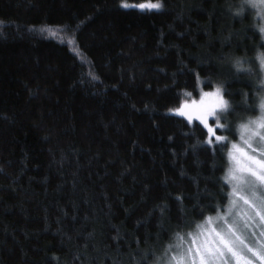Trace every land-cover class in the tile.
I'll use <instances>...</instances> for the list:
<instances>
[{
  "label": "trees",
  "instance_id": "1",
  "mask_svg": "<svg viewBox=\"0 0 264 264\" xmlns=\"http://www.w3.org/2000/svg\"><path fill=\"white\" fill-rule=\"evenodd\" d=\"M159 2L0 0V264H170L177 233L224 212L264 19L246 0ZM217 86L226 139L208 144L169 109Z\"/></svg>",
  "mask_w": 264,
  "mask_h": 264
},
{
  "label": "snow or ice",
  "instance_id": "2",
  "mask_svg": "<svg viewBox=\"0 0 264 264\" xmlns=\"http://www.w3.org/2000/svg\"><path fill=\"white\" fill-rule=\"evenodd\" d=\"M246 3L259 9L257 14L264 19V0H246ZM122 7L160 9L162 4L159 0L136 4L122 0ZM259 32L264 37V25L259 27ZM257 60L264 70V53H258ZM236 67H243L240 60L236 61ZM222 92V86H217L211 92H201L198 101L186 100L169 111L185 117L189 123L194 118L199 120L208 131V144L213 143V136L216 141H223L225 137L216 135L217 128H224L218 113L227 111L230 104ZM258 107L259 115L240 125V143H234L229 150L230 167L225 180L231 192L226 210L197 223L196 231L187 234L190 241L177 233L181 243L171 257V264H264V194L258 195V190L264 192V148L253 147L257 138L264 142V97L260 98ZM213 117L215 126L209 124V118ZM246 232L250 233L251 241Z\"/></svg>",
  "mask_w": 264,
  "mask_h": 264
},
{
  "label": "rangeland",
  "instance_id": "3",
  "mask_svg": "<svg viewBox=\"0 0 264 264\" xmlns=\"http://www.w3.org/2000/svg\"><path fill=\"white\" fill-rule=\"evenodd\" d=\"M215 88H216V87L211 88V89H209V90H207V91H205V92H211V91H213ZM200 96H201V93H199L197 101L200 99ZM194 99H195V98H194ZM194 99H191V100H194ZM184 101H186V100H183L182 102H184ZM187 101H190V100H187ZM226 113H227V111H225V112H223V113H218V114L220 115V123L224 125V128H223V129H226V124H225V121H224V117H225ZM173 114H177V113L173 112ZM177 115H178V114H177ZM193 120H196V119L194 118ZM210 120H212L213 123H210ZM215 123H216V122H215V118H214V117H213V118H209V124L215 126ZM223 129L217 128V129H216V135H220V133H219L217 130L222 131ZM206 130H207V129H206ZM207 132H208V131H207ZM220 136H223V137H224V135H223L222 133H221ZM234 143H240V126H239V128H238V132H237V138H236V140L231 141V142L228 144V152H227L228 165H227V168H226V171H225V176H226V173H227L228 168L230 167V160H229V155H228V154H229V150L232 148V145H233ZM253 147L264 148V142L260 141V140L257 138V140H256V141L254 142V144H253ZM229 187H230V192H231V186L229 185ZM259 194H264V192H261L260 190H258V195H259ZM225 210H226V208H225ZM225 210H224V211H225ZM195 231H196V230H195ZM257 232H258V229H257ZM246 233H247V234H246ZM246 233H245V234L248 236L249 241H251V240H252V237H251L250 233H248V232H246ZM188 238H189V237H188ZM188 241H190V238H189ZM170 264H171V263H170Z\"/></svg>",
  "mask_w": 264,
  "mask_h": 264
}]
</instances>
